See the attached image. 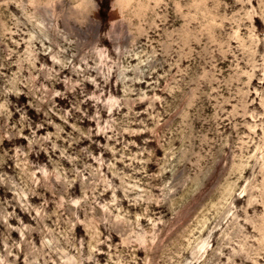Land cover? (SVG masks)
I'll return each instance as SVG.
<instances>
[{
    "label": "rangeland",
    "instance_id": "374dc122",
    "mask_svg": "<svg viewBox=\"0 0 264 264\" xmlns=\"http://www.w3.org/2000/svg\"><path fill=\"white\" fill-rule=\"evenodd\" d=\"M0 264H264V0H0Z\"/></svg>",
    "mask_w": 264,
    "mask_h": 264
}]
</instances>
